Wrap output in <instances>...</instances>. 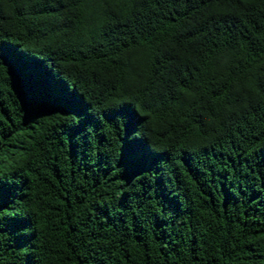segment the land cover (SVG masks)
<instances>
[{
	"label": "trees",
	"instance_id": "obj_1",
	"mask_svg": "<svg viewBox=\"0 0 264 264\" xmlns=\"http://www.w3.org/2000/svg\"><path fill=\"white\" fill-rule=\"evenodd\" d=\"M0 264H264V0H0Z\"/></svg>",
	"mask_w": 264,
	"mask_h": 264
}]
</instances>
